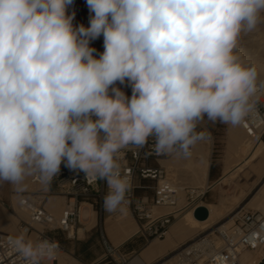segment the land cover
<instances>
[{
    "label": "clouds",
    "instance_id": "obj_1",
    "mask_svg": "<svg viewBox=\"0 0 264 264\" xmlns=\"http://www.w3.org/2000/svg\"><path fill=\"white\" fill-rule=\"evenodd\" d=\"M86 4L87 27L74 0H0V184L19 195L38 176L48 191L63 164L105 181L104 211L124 213L123 149L151 139L156 155L188 159L210 137L202 123L234 129L258 110L264 79L239 47L264 24V0ZM8 242L27 264L59 248L26 228Z\"/></svg>",
    "mask_w": 264,
    "mask_h": 264
},
{
    "label": "built area",
    "instance_id": "obj_2",
    "mask_svg": "<svg viewBox=\"0 0 264 264\" xmlns=\"http://www.w3.org/2000/svg\"><path fill=\"white\" fill-rule=\"evenodd\" d=\"M244 129L246 135L252 139L264 138V93L258 94V110L245 121ZM152 143L150 139L143 149L137 150L133 146L123 149L120 161L122 172L132 182L128 206L133 204L131 211L140 223L138 233L148 241L166 237L171 224L182 211L181 190L172 183L167 168L160 163V159L171 156H158L153 153ZM137 179L156 182L155 194L151 200L147 196L136 198V188L142 186ZM31 181L38 188L19 194L17 201L8 207L15 214L19 211L26 213V217H21L17 234L0 231V264H27L8 242L9 235H18L25 228L28 229L29 237L57 241V254L50 260L45 259L42 264L57 260L59 253L66 249L55 233H63L70 240L77 239L79 230L85 228L82 205L88 203L93 208L96 206L103 209V197L107 192L105 181L83 173H74L63 164L60 175L52 181L48 191L42 189L38 176H32ZM182 190L186 192L187 204H193V210L199 205L196 201L203 198L208 191L188 185ZM54 195L64 196L66 200V206L60 215H55L46 207V201ZM153 207H173L174 211L155 214ZM101 234L107 262L130 264L131 258L121 252L120 246L117 247L108 240L103 229ZM245 252L251 253L254 259L247 260L244 257ZM172 257L175 264H264V212L242 207L233 212L227 223L216 225L211 231L207 229L181 244L174 249Z\"/></svg>",
    "mask_w": 264,
    "mask_h": 264
},
{
    "label": "bare ground",
    "instance_id": "obj_3",
    "mask_svg": "<svg viewBox=\"0 0 264 264\" xmlns=\"http://www.w3.org/2000/svg\"><path fill=\"white\" fill-rule=\"evenodd\" d=\"M74 3L85 5L83 11L79 10L80 13H78L77 16V23L84 24L87 27L89 24V12L86 0H74ZM71 10H75L74 5L73 9H70L69 11ZM239 52L244 62L249 65L254 64L255 59L264 58V24L258 26L255 32L244 35L242 37L240 41ZM257 65L258 71L260 73V78H264V62H258ZM243 133L244 125L231 129V141L226 150V166L224 169V173L221 178L213 184L208 181L212 153L211 140H206L198 144L194 148L193 155L187 160L177 159L171 156L169 158L160 159V163L167 168L172 183L175 186L179 187V189L182 191H180V194L182 196L184 195V190H182L184 185H178L177 183H175L177 181L176 179H188L190 183H196L197 185L201 184L205 189H207L219 181L234 179L240 171H244L247 167L253 168L259 174V177H261L264 174V140L261 138L253 140L247 135L242 136ZM26 183L28 184L27 190H36L38 188L37 185L32 183L31 177L27 178ZM13 197L16 201L19 195L13 194ZM242 197L243 193L236 194L233 200V204L235 203L236 205L237 203H239ZM226 198L227 197H225V199ZM203 204L209 209V217L206 220L201 221L196 219L194 216V210H190L184 216L183 221L174 224L172 232H170L168 238L165 241H152L147 247V250L141 256H135L133 259H131L130 264H146L153 257L165 253L168 247L173 244V234L184 236L185 234L194 231V229L198 226H201V229L205 231L219 224L223 219L227 218L231 213L235 211V206H230V204L228 205V203H226L225 201H222L221 204ZM64 206H66V200L64 196L61 195H54L46 201V207L56 215L62 212ZM259 207L262 208L263 210L261 211L264 212V200L260 202ZM152 210L154 213L157 212L155 214H160L162 212V214H167L174 211L173 207H166L163 211H157V208L153 207ZM4 211L5 210L3 208H0V231L7 234H17L19 221L21 217H26V213L19 211L18 214L14 215L15 218H12L5 214ZM83 211L84 210H82V218ZM228 221H230V219ZM95 223L96 211L93 210V217L89 222L85 223V229L91 228ZM107 223L109 233L111 235L119 233L121 234L120 240H115L117 247L140 231L139 225L134 224L129 218H126L125 216L117 220L116 223H111L110 218H108ZM199 234L200 233L198 231H195L190 239L196 237ZM244 257L249 261H252L254 259L253 255L249 252H245ZM172 260H174L173 257L161 262L160 264H171L173 263ZM47 264L84 263L77 261L68 252L62 251L59 253L57 260L48 261Z\"/></svg>",
    "mask_w": 264,
    "mask_h": 264
},
{
    "label": "rangeland",
    "instance_id": "obj_4",
    "mask_svg": "<svg viewBox=\"0 0 264 264\" xmlns=\"http://www.w3.org/2000/svg\"><path fill=\"white\" fill-rule=\"evenodd\" d=\"M77 6V8H76ZM85 8V5L74 3V9L76 10V17L74 20V24L78 21V13L80 11H83ZM80 10V11H79ZM77 23L76 25H78ZM92 47H95L97 49V52H102L104 50L103 48V37L101 36L99 39L93 41L91 43ZM98 58V57H97ZM256 67H258V62H264L263 59H255L254 61ZM264 79V78H261ZM125 93L128 96H131V89L129 87L121 86ZM207 129V131L210 133V137L207 140H211L212 142V153H211V162H210V168H209V178L208 181L213 184L214 182L218 181L221 176L224 173V169L226 166V150L229 146V143L231 141V129L228 128L226 125L216 123L215 125L211 124L210 122L205 121L202 123L198 130ZM246 132L244 129V133L242 136H245ZM254 140V139H253ZM264 140V138H263ZM169 158V157H167ZM163 159V158H162ZM187 160V159H182ZM177 180V181H176ZM175 183L178 185H184V186H192V187H198L201 190H206L201 184L197 185L196 183H190L188 179H176ZM183 180V181H182ZM142 185L141 187H137L135 191L136 198L139 196H147L151 200V198L155 194V188H156V182L153 180H143L140 182ZM207 192L205 196L198 201H196V204H203V203H215V204H221L222 201H225L230 204V206H235L234 210L237 211L238 209L242 207H246L252 210H263L259 207V204L262 200H264V175L259 177V174L251 167H247L244 171H240L239 174L231 180H224L219 181L216 184L212 185L210 188H207ZM182 192V191H181ZM185 195V190L183 191ZM243 193V197L241 198V201L235 205L233 204V200L236 194ZM13 194H15L12 191V187L10 184L4 183L0 184V208H3L5 211L4 213L7 214L9 217L15 218V213L10 212L8 207L13 202L15 203V198L13 197ZM182 196L180 194V206H181V214L173 221V223L170 226L169 233L164 238H155L151 239L149 241L150 243L152 241H159L163 242L165 241L174 224L177 222L183 221L184 216L193 209V204L188 205L187 200L185 199V196ZM225 197H227L225 199ZM228 200V201H227ZM133 204L131 203V206H127V211L124 212V214L116 215V217L110 218L111 223H116L117 220L125 216L126 218H129L131 222L134 224H137L134 220L136 218L135 215H133L131 209ZM65 207V206H64ZM88 208V209H87ZM166 207H157V211H163ZM85 209V210H84ZM96 211V223L89 229H91L90 233L87 234L85 241H79V240H70L67 239L66 236L63 233H60L57 235V238L59 242L66 248L65 252H68L71 254L77 261H80L84 264H102L103 262H107L108 259L105 258V249L103 246L102 241V234L101 230L103 229L104 234L108 238V240L117 246L116 242L111 238L109 234L108 229V223L105 222L104 219H102V210L99 207L93 208L90 204L84 203L82 205V210H84V217L88 218L91 214V210ZM50 210V209H49ZM128 213V214H127ZM157 213V212H155ZM163 213V212H162ZM160 213V214H162ZM55 214V213H54ZM61 212L57 215H60ZM233 213H231L229 216L231 217ZM56 215V214H55ZM227 217L223 219L219 224L227 222L230 217ZM137 219V218H136ZM228 219V220H227ZM86 226V224H85ZM216 226V225H215ZM214 226V227H215ZM95 227V228H94ZM213 227L209 228L208 230L211 231ZM84 228L80 229V237H83L84 235ZM205 232L207 230L201 229V226H198L194 229V231L189 232L188 234H185L184 236H181V238H178L176 242H173L171 246L168 247L167 251L163 253L161 256L158 255V257L155 256V258L151 261L149 264H160L161 262L168 260L172 257L174 249L177 248L179 245L183 244L187 240L190 239V237L193 235L194 232ZM80 243V244H79ZM76 244V246L81 248V252L84 251V256L89 261H85L82 259V257L78 256V253L71 251L69 248ZM129 257V256H128ZM135 257V256H134ZM132 257L131 259H133ZM175 264V260H172ZM107 264H117L116 262H108Z\"/></svg>",
    "mask_w": 264,
    "mask_h": 264
},
{
    "label": "crops",
    "instance_id": "obj_5",
    "mask_svg": "<svg viewBox=\"0 0 264 264\" xmlns=\"http://www.w3.org/2000/svg\"><path fill=\"white\" fill-rule=\"evenodd\" d=\"M264 175V174H263ZM137 182H142V180L137 179ZM88 209V208H87ZM85 210V209H84ZM121 215L123 213L117 211V212H113V213H107L104 211V209H102V219L105 220V222L107 223L108 218H112V217H116V215ZM93 217V210H91V214L88 218L84 217V211H83V218L82 220L84 221V223L89 222ZM135 222L139 225L140 227V223L139 221L134 218ZM95 228V227H94ZM173 228V227H172ZM85 229V228H84ZM91 231V229H87L84 231V236L80 237V233L78 235V238L76 240L79 241H85L86 240V235L89 234ZM172 232V230H171ZM60 232L55 233L56 237L57 235H59ZM110 234V233H109ZM111 238L115 241V240H120L121 238V234H110ZM178 238H181V236H178L176 234H173L172 236V242H176ZM80 244V243H79ZM150 245V242L148 241V239L146 237H144L142 234L140 233H136L135 235H133L132 237H130L129 239H127L125 242H123L120 245V250L121 252L127 254L130 258L134 257V256H141L146 250L147 247ZM66 249V248H65ZM71 251H73V253L77 252L79 257H82V259H84L85 261H89L87 258H85L84 251L81 252V248L78 246H76V244H73L70 248ZM161 256V255H159ZM158 257V256H156ZM155 258V257H154ZM152 258L149 262H147L146 264L151 263V261L154 259ZM108 262H103L102 264H107Z\"/></svg>",
    "mask_w": 264,
    "mask_h": 264
},
{
    "label": "water",
    "instance_id": "obj_6",
    "mask_svg": "<svg viewBox=\"0 0 264 264\" xmlns=\"http://www.w3.org/2000/svg\"><path fill=\"white\" fill-rule=\"evenodd\" d=\"M194 216L198 220H206L209 217V209L204 204H199L194 209Z\"/></svg>",
    "mask_w": 264,
    "mask_h": 264
}]
</instances>
